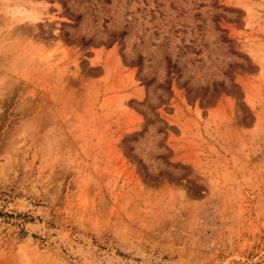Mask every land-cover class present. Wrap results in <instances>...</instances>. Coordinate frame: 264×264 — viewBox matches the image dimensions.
Returning a JSON list of instances; mask_svg holds the SVG:
<instances>
[{
  "label": "rangeland",
  "instance_id": "1",
  "mask_svg": "<svg viewBox=\"0 0 264 264\" xmlns=\"http://www.w3.org/2000/svg\"><path fill=\"white\" fill-rule=\"evenodd\" d=\"M0 264H264V0H0Z\"/></svg>",
  "mask_w": 264,
  "mask_h": 264
},
{
  "label": "trees",
  "instance_id": "2",
  "mask_svg": "<svg viewBox=\"0 0 264 264\" xmlns=\"http://www.w3.org/2000/svg\"><path fill=\"white\" fill-rule=\"evenodd\" d=\"M25 217V216H24Z\"/></svg>",
  "mask_w": 264,
  "mask_h": 264
}]
</instances>
